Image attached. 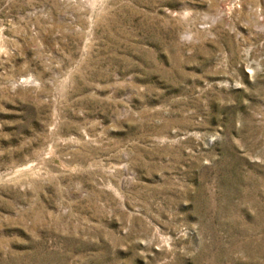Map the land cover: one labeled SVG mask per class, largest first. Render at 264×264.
I'll return each mask as SVG.
<instances>
[{"label": "rangeland", "instance_id": "obj_1", "mask_svg": "<svg viewBox=\"0 0 264 264\" xmlns=\"http://www.w3.org/2000/svg\"><path fill=\"white\" fill-rule=\"evenodd\" d=\"M0 264H264V0H0Z\"/></svg>", "mask_w": 264, "mask_h": 264}, {"label": "bare ground", "instance_id": "obj_2", "mask_svg": "<svg viewBox=\"0 0 264 264\" xmlns=\"http://www.w3.org/2000/svg\"><path fill=\"white\" fill-rule=\"evenodd\" d=\"M18 84H19V83L12 82L11 85H12V87H16V86H18Z\"/></svg>", "mask_w": 264, "mask_h": 264}]
</instances>
